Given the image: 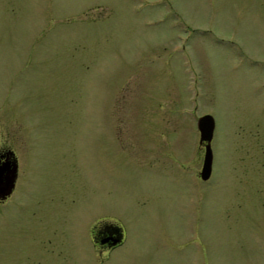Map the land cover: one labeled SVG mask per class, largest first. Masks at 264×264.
Returning a JSON list of instances; mask_svg holds the SVG:
<instances>
[{
  "label": "rangeland",
  "instance_id": "374dc122",
  "mask_svg": "<svg viewBox=\"0 0 264 264\" xmlns=\"http://www.w3.org/2000/svg\"><path fill=\"white\" fill-rule=\"evenodd\" d=\"M3 132L39 153L0 264H264V0H0ZM100 215L128 247L95 259Z\"/></svg>",
  "mask_w": 264,
  "mask_h": 264
},
{
  "label": "flooded vegetation",
  "instance_id": "af4514ba",
  "mask_svg": "<svg viewBox=\"0 0 264 264\" xmlns=\"http://www.w3.org/2000/svg\"><path fill=\"white\" fill-rule=\"evenodd\" d=\"M18 130L19 129H17V131ZM4 136L8 138L11 137L10 132H3L0 134V181L5 182L10 176L12 169L15 167L16 180L14 192L21 176L30 175L31 171L34 169L39 148H37L36 143L33 142H22L16 144V147H14L12 144L6 142V140H3L4 138L2 137ZM17 137L20 140H24L22 128L18 131ZM6 199H0V201ZM80 199L89 200V198L86 197H81ZM88 227H86L85 237L81 239H71L69 242L72 245L92 246L93 250L91 252L94 253L95 259L109 258L112 254L119 253L121 250L128 247V239L126 236L127 227L124 225L121 218H116L114 215H100L93 223H89ZM117 255H113V258L118 259L119 256Z\"/></svg>",
  "mask_w": 264,
  "mask_h": 264
},
{
  "label": "water",
  "instance_id": "95a60500",
  "mask_svg": "<svg viewBox=\"0 0 264 264\" xmlns=\"http://www.w3.org/2000/svg\"><path fill=\"white\" fill-rule=\"evenodd\" d=\"M198 128L200 130V143L205 146L204 163L201 170V177L208 180L213 172V148L212 140L215 131V119L211 114H206L198 118ZM16 168L14 167L10 176L5 182L0 181V199H6L15 188Z\"/></svg>",
  "mask_w": 264,
  "mask_h": 264
}]
</instances>
